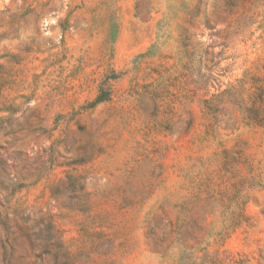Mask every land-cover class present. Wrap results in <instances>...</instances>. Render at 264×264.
Segmentation results:
<instances>
[{
  "label": "rangeland",
  "instance_id": "obj_1",
  "mask_svg": "<svg viewBox=\"0 0 264 264\" xmlns=\"http://www.w3.org/2000/svg\"><path fill=\"white\" fill-rule=\"evenodd\" d=\"M0 264H264V0H0Z\"/></svg>",
  "mask_w": 264,
  "mask_h": 264
}]
</instances>
